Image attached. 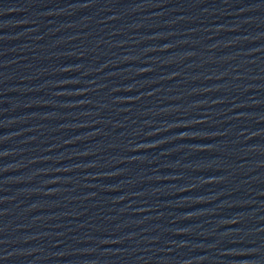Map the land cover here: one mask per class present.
Returning a JSON list of instances; mask_svg holds the SVG:
<instances>
[{
	"label": "water",
	"instance_id": "water-1",
	"mask_svg": "<svg viewBox=\"0 0 264 264\" xmlns=\"http://www.w3.org/2000/svg\"><path fill=\"white\" fill-rule=\"evenodd\" d=\"M0 264H264V0H0Z\"/></svg>",
	"mask_w": 264,
	"mask_h": 264
}]
</instances>
